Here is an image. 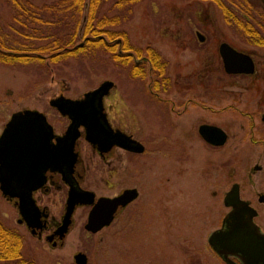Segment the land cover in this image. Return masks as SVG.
Instances as JSON below:
<instances>
[{
  "label": "rangeland",
  "instance_id": "obj_1",
  "mask_svg": "<svg viewBox=\"0 0 264 264\" xmlns=\"http://www.w3.org/2000/svg\"><path fill=\"white\" fill-rule=\"evenodd\" d=\"M22 1L40 8L55 0ZM115 1L107 2L101 13L113 16L111 6ZM224 1L234 10L239 3L248 1L254 12L264 17V0ZM253 25L264 34L259 28L264 27V21L260 26ZM0 27L14 36L10 41L27 43L26 37L12 33L16 23L6 0H0ZM110 29L126 33L138 58L145 56L147 49L155 51L167 63L165 76L172 89L169 98L176 103L190 98L194 105L169 123L147 91V85L161 79L155 73L152 79L148 73L134 77L131 60L118 64L108 53L58 62L0 63V133L11 113L27 106L44 112L60 135L68 120L49 107V100L60 96L79 99L108 80L115 84L104 99L105 108L112 107L108 120L145 147L141 155L113 149L107 161L118 168V173L105 185L107 175L103 169L107 161L99 158L83 136L79 140L77 171L83 189L93 191L96 197L117 196L128 188L139 192L138 199L98 233L84 229L88 208L78 207L64 239H55V247L46 241L63 215L67 189L61 182L34 195L48 217L49 231L41 238L17 223L14 201L1 192L0 221L24 238L23 256L35 264H75L77 253L86 255L87 264H224L207 239L229 210L222 199L233 182L240 184L242 198L250 199L258 211L255 222L264 229V205L255 197L258 192L264 193V148L254 147L247 136L253 123L247 113L264 109V47L247 43L228 27L213 2L203 0H141L132 8L126 23ZM197 33L203 42L198 41ZM49 41L42 35L34 44ZM224 42L252 54L254 75L224 74L218 55V46ZM160 97L166 98L162 92ZM202 106L218 110L219 114L205 112ZM226 107L231 110L223 111ZM200 122L221 127L228 133V143L218 150L207 148L197 137ZM258 123L256 119L253 138L264 141V126ZM257 163L262 171L249 177L251 167Z\"/></svg>",
  "mask_w": 264,
  "mask_h": 264
},
{
  "label": "water",
  "instance_id": "obj_2",
  "mask_svg": "<svg viewBox=\"0 0 264 264\" xmlns=\"http://www.w3.org/2000/svg\"><path fill=\"white\" fill-rule=\"evenodd\" d=\"M200 42L203 37L197 33ZM83 46V43L76 47ZM225 73L251 75L254 63L251 57L239 52L227 43L218 48ZM113 82L103 81L96 89L83 95L81 99L63 96L50 101L59 114L67 117L69 125L63 135L54 136L52 127L43 114L33 111L17 112L11 116L0 135V192L3 197L16 199L19 222H24L31 235L46 228L45 215L35 205L34 191L45 183L47 171L60 174L68 186L65 211L57 230L46 237V241L56 246L54 238L62 240L68 233L72 215L78 206H91L84 228L91 234L110 225L118 207H125L136 199V190H125L114 198L100 197L80 188L74 178V167L78 162L75 146L84 130L85 140L100 153L118 147L126 152L142 154L144 146L125 133L114 130L103 112V98L113 88ZM200 136L214 146H222L226 141L224 131L218 127L201 126ZM54 140V142H53ZM223 205L230 211L224 216L221 227L208 238L209 247L226 264H264V234L254 224L256 211L248 202L239 197V186L234 184L226 193ZM75 264H86L85 254L74 256Z\"/></svg>",
  "mask_w": 264,
  "mask_h": 264
},
{
  "label": "trees",
  "instance_id": "obj_3",
  "mask_svg": "<svg viewBox=\"0 0 264 264\" xmlns=\"http://www.w3.org/2000/svg\"><path fill=\"white\" fill-rule=\"evenodd\" d=\"M110 0H55L49 5L35 7L22 0H6L10 5L16 29L12 33L26 37V42L10 41L12 35L0 27V50L10 53L0 54L2 64H29L49 60L58 62L68 57L85 56L97 58L101 53L111 54V59L118 64H126L130 59L118 55L117 45L107 46L101 37L109 40L121 38L122 51L130 49L126 33L111 30L120 27L132 16V8L141 0H116L111 6L115 14L108 17L101 13L104 5ZM213 2L220 10L224 22L238 33L247 43L264 47V34L254 27L253 23L264 21L261 13L254 12L253 6L244 1L232 9L224 0H203ZM228 2V1H227ZM264 32V27H259ZM50 38L45 45L35 46L34 40L40 36ZM39 36V37H38ZM34 37V39H33ZM83 46L76 47L81 42ZM17 40V39H16ZM151 69L158 79L165 75L166 62L152 49L146 50ZM145 66L131 67L134 77H144ZM151 71V72H152ZM150 72V73H151ZM24 238L14 229L0 221V262L4 264H35L23 256Z\"/></svg>",
  "mask_w": 264,
  "mask_h": 264
},
{
  "label": "flooded vegetation",
  "instance_id": "obj_4",
  "mask_svg": "<svg viewBox=\"0 0 264 264\" xmlns=\"http://www.w3.org/2000/svg\"><path fill=\"white\" fill-rule=\"evenodd\" d=\"M103 40H104V42L106 43V45L107 46H110V47H112L113 45H117V47H118V50L116 51L117 52V54L118 55H124V56H127V58L126 59H130L132 62H133V64L135 65V66H145V69L146 70H144L145 71V73L147 72L148 74H150L149 76L151 77L150 79H152V74H153V71H152V69H151V62L149 61V57L147 56V53H146V55L145 56H142V57H137L136 55H137V52L135 51V50H133V49H129V50H126V51H122V44H123V41H122V39L121 38H117V39H115V40H109L108 38H102ZM198 39V38H197ZM204 40V39H203ZM203 42V41H202ZM218 48H219V46H218ZM136 52V53H135ZM4 53H10V52H7V51H2V50H0V54H4ZM250 56H251V58H252V60H253V62H254V68H255V70H256V66H255V61H254V59H253V57H252V54H250V53H248ZM218 55H219V51H218ZM160 57V56H159ZM219 57H220V55H219ZM161 58V57H160ZM220 63H221V65H222V70H223V72H224V74L225 75H227V76H243V75H232V74H227V73H225V71H224V68H223V63H222V60H221V57H220ZM166 67H167V63H166ZM165 70H166V68H165ZM152 71V72H151ZM151 72V73H150ZM254 74H255V72H254ZM254 74H252V75H254ZM165 75H166V73H165ZM164 75V77H163V79L160 81V80H156V81H154V82H151L149 85H147V91H148V94H149V97L150 98H152V102H153V105H156L157 106V108L160 110V111H162L163 113V115H164V117L165 118H167V120H168V122L169 123H172L173 124V120L174 119H176V118H180L182 115H184L185 113H186V111H187V109H189L191 106H192V104H193V102H192V99H187L185 102L183 101V100H180V102L179 103H176V101L175 100H172V99H170L169 97H170V94H171V84H170V79H169V77H167V76H165ZM252 75H244V76H252ZM206 76H208V74L206 75ZM137 77H140V76H137ZM206 79V78H205ZM204 79V80H205ZM152 81V80H151ZM114 84V83H113ZM115 88V84L113 85V88L112 89H114ZM111 89V90H112ZM163 93V95H164V98L165 99H163V98H161L160 97V93ZM7 93L9 94V93H11L10 91H7ZM110 94V92L108 93V95ZM107 95V96H108ZM107 96H105L104 98H103V112L106 114V118H107V120H108V113L110 112V109L112 110V107L111 106H107V108H105V106H104V99L107 97ZM57 98V97H56ZM55 99V98H54ZM51 100H53V99H51ZM51 100H49V102H48V104H49V107L50 108H52V109H54V110H56L57 111V109H55L54 107H52L51 105H50V101ZM151 102V103H152ZM184 102V103H183ZM264 102V101H263ZM194 105V104H193ZM263 106V105H262ZM203 107V106H202ZM200 108V110L203 112V108H204V111L205 112H208V113H210V114H212V115H217V114H219V111L218 110H213V109H211L210 110V108L209 107H207V106H205V107H203V108ZM258 109V108H257ZM27 110H29V111H33V112H38V113H41V114H43L44 116H45V118H46V121H47V123L52 127V125L48 122V118H47V116L44 114V112H42L40 109H38L37 107H27V106H25V107H20L19 109H17V110H15L14 112H12L11 113V115H10V117H9V119H8V121L5 123V125H4V127H3V129L5 128V126H6V124L9 122V120L11 119V116L13 115V114H15V113H17V112H24V111H27ZM226 110H231L229 107H226L225 109H223V111H226ZM58 112V111H57ZM59 113V112H58ZM161 113V112H160ZM247 114H249L247 117L249 118V119H251L252 120V124H251V126H250V128H249V135L247 134V136H248V138H249V140H250V143L252 144V145H254V147H263L264 148V141H254V138H253V136H255V132H254V127H256L255 125H253V124H255V121H256V119L259 121V123L260 124H262L263 126H264V109H262V110H260V111H252V112H248ZM64 118H66L67 119V117H64ZM68 120V119H67ZM108 123H109V125L112 127V129H114V130H119V131H121V132H123V133H125L126 135H128V136H130L132 139H134L133 138V136L131 135V134H128V133H126V132H124V131H122L121 129H119V128H117V127H115V126H112V124L110 123V121L108 120ZM258 123V124H259ZM68 125H69V120H68ZM68 125H67V127H68ZM201 126H211V127H218V128H220V129H222L221 127H219L218 125H216L215 123H212V122H200L199 123V125H198V127H197V137L199 138V140L203 143V145H205L207 148H209V149H212V150H218V149H221V148H223L227 143H228V141H229V136H228V133L227 132H225L223 129V131H224V133H225V135H226V141H225V143L222 145V146H214V145H212V144H210V143H207L206 141H204V139L200 136V134H199V132H198V130H199V128L201 127ZM66 127V128H67ZM66 128H65V130H66ZM3 129H2V131H3ZM52 130H53V134H54V136H60V135H63L64 134V132H65V130L59 135L58 133H56L55 131H54V128L52 127ZM2 131H1V133H2ZM1 133H0V135H1ZM83 136V139L85 140V138H84V130L82 129V128H80V137L78 138V140H77V142H76V146H75V152H77V154H78V162L76 163V165H75V167H74V174H73V176H74V178L77 180V182H78V184L80 185V187L82 188V186H81V184H80V180H81V176H80V174L78 173V171H77V166H78V164H79V160H80V153H79V150H78V147H79V140L81 139V137ZM135 140V139H134ZM53 142H54V140H53ZM88 143V142H87ZM89 144V143H88ZM90 145V144H89ZM91 146V145H90ZM92 147V146H91ZM93 149H94V151L98 154V156H99V158L102 160V161H107V157L109 156V154L113 151V149H119V150H122V149H120V148H118V147H112L108 152H106V153H103V154H100L97 150H96V148H94V147H92ZM122 151H124V150H122ZM124 152H126V151H124ZM127 153H129V152H127ZM129 154H134V155H140V154H135V153H129ZM107 164H105L104 166H106V168H104L103 169V171L105 172L104 174H106L107 175V179L106 180H104V179H102V180H104L103 182L105 183V185H109V182L111 181V180H113V178H114V175H115V173L117 172L118 173V168L116 167V166H111V163H109L108 161L106 162ZM260 171H262V167L259 165V163H257L256 165H254L253 167H251V169H250V172H249V177H251V175H253V174H255V173H257V172H260ZM103 174V175H104ZM45 179H46V181H45V183L43 184V186L41 187V188H39L38 190H36V191H34L33 192V194H32V197H33V200H34V202H35V205L39 208V210L45 215V217H43L44 219H45V223H46V228H44L43 230H38L37 231V233L35 234V236L34 237H38V238H41V236L43 235V233L44 232H47V231H49V227H48V222H47V219H48V217H47V214H46V212L42 209V208H40L39 206H38V204H37V201H36V199L34 198V195L37 193V192H40V191H44V192H47V190H45L46 189V187L47 186H53V185H56V184H59L60 182L66 187V189H67V191H68V187H67V185L64 183V181L62 180V178H61V176L59 175V173H57V172H51V171H47L46 173H45ZM234 184H237L238 186H239V197H240V199L242 200V201H245V202H248V204H249V206L251 207V208H253L254 210H256L254 207H252L251 206V202H250V199H244V198H242V196H241V188H240V184L239 183H236V182H233L232 183V185L230 186V188H229V190L231 189V187L234 185ZM83 189V188H82ZM132 189H134V190H136V193H137V197H136V199L135 200H137L138 199V197H139V192H138V190L136 189V188H128V189H124L119 195H121L125 190H132ZM85 190V189H84ZM229 190L227 191V192H229ZM87 191H89V190H87ZM90 192H92V193H94L93 191H90ZM226 192V193H227ZM226 193L224 194V196H223V199H222V202H223V200H224V197H225V195H226ZM66 194H67V192H66ZM94 195H95V193H94ZM119 195H117V196H119ZM117 196H113V197H107V196H100V197H106V198H114V197H117ZM100 197H96V195H95V198L97 199V198H100ZM255 197H256V200H257V202L259 203V204H261V205H264V193L263 192H258V193H256V195H255ZM8 199V198H7ZM8 200H13L14 201V204H15V206H16V208H17V212H18V205H17V200L16 199H8ZM135 200H133L132 202H130V203H128L125 207H118V209H117V211H116V213L114 214V218H113V220H112V222L114 221V219H115V217H116V215L118 214V212H120V211H122L123 209H125L126 207H128L130 204H132ZM79 207H85V208H88V214H89V212H90V210H91V206H79ZM78 208V207H77ZM76 208V209H77ZM75 209V210H76ZM75 210H74V212H75ZM256 213H257V215H256V217H254V219H253V222H254V224L258 227V229H259V231L262 233V234H264V229H262L260 226H258L257 224H256V222H255V219H257V217H258V211L256 210ZM63 214H64V211H63ZM74 214V213H73ZM88 214H87V217H88ZM18 215H19V212H18ZM63 216V215H62ZM42 218V219H43ZM62 218V217H61ZM19 220H21V217H20V215H19V219L17 220V223L18 224H24L25 225V227L27 228V226H26V224L22 221V222H19ZM86 222H87V219H86ZM111 222V223H112ZM111 223H110V225H111ZM59 222L58 223H56L55 224V226H54V230H52V232L50 233V234H52V233H54L56 230H57V228H58V226H59ZM86 224V223H85ZM71 225H72V222H71ZM71 225H70V227H71ZM110 225H108V226H110ZM85 226V225H84ZM108 226H105L104 228H102L101 230H103V229H105L106 227H108ZM69 227V228H70ZM28 229V228H27ZM85 229V228H84ZM100 230V231H101ZM28 231H29V233L31 234V229H28ZM98 233V232H97ZM49 234V235H50ZM96 234V233H95ZM210 236V235H209ZM57 240V239H56ZM207 242H208V239H207ZM211 249V248H210ZM212 250V249H211ZM218 256V255H217ZM234 263H236V264H241V262L238 260V259H236V258H234V257H231L230 258ZM225 264V263H224Z\"/></svg>",
  "mask_w": 264,
  "mask_h": 264
}]
</instances>
